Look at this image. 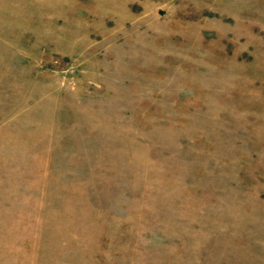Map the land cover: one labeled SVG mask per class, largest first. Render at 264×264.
Masks as SVG:
<instances>
[{
    "label": "rangeland",
    "instance_id": "1",
    "mask_svg": "<svg viewBox=\"0 0 264 264\" xmlns=\"http://www.w3.org/2000/svg\"><path fill=\"white\" fill-rule=\"evenodd\" d=\"M0 264H264V0H0Z\"/></svg>",
    "mask_w": 264,
    "mask_h": 264
}]
</instances>
